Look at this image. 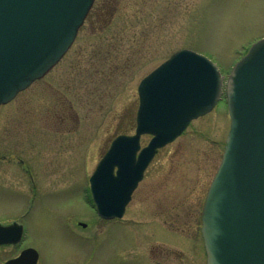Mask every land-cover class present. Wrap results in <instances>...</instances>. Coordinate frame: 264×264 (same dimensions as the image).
Segmentation results:
<instances>
[{
    "label": "rangeland",
    "instance_id": "obj_1",
    "mask_svg": "<svg viewBox=\"0 0 264 264\" xmlns=\"http://www.w3.org/2000/svg\"><path fill=\"white\" fill-rule=\"evenodd\" d=\"M261 38L264 0H95L57 65L0 106V223L24 227L0 264L26 247L38 264H205L200 215L229 131L224 94L158 151L122 219L97 217L88 178L110 141L133 133L137 86L172 53L206 56L225 81Z\"/></svg>",
    "mask_w": 264,
    "mask_h": 264
},
{
    "label": "water",
    "instance_id": "obj_2",
    "mask_svg": "<svg viewBox=\"0 0 264 264\" xmlns=\"http://www.w3.org/2000/svg\"><path fill=\"white\" fill-rule=\"evenodd\" d=\"M93 1L0 0V104L60 60ZM221 89L215 65L190 50L174 53L140 82L135 135L117 137L89 179L99 217L123 216L157 150L211 111ZM225 95L230 131L201 217L206 264H264V38L234 65ZM142 134L152 138L139 150ZM21 235L16 223L0 225V245ZM36 262L27 249L5 264Z\"/></svg>",
    "mask_w": 264,
    "mask_h": 264
},
{
    "label": "flooded vegetation",
    "instance_id": "obj_3",
    "mask_svg": "<svg viewBox=\"0 0 264 264\" xmlns=\"http://www.w3.org/2000/svg\"><path fill=\"white\" fill-rule=\"evenodd\" d=\"M29 166L27 165V167L25 168V173H26V175H27V177H28V179L29 180H31L32 181V176H31V173L29 172V168H28ZM31 183V182H30ZM4 224V223H3Z\"/></svg>",
    "mask_w": 264,
    "mask_h": 264
}]
</instances>
